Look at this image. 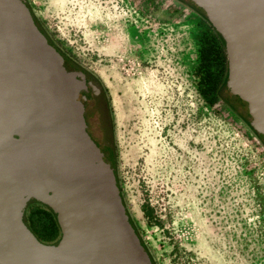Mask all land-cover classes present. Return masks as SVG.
<instances>
[{
  "label": "rangeland",
  "instance_id": "1",
  "mask_svg": "<svg viewBox=\"0 0 264 264\" xmlns=\"http://www.w3.org/2000/svg\"><path fill=\"white\" fill-rule=\"evenodd\" d=\"M26 2L105 96L116 181L154 264H264V145L241 109L201 97L200 50L224 56L207 17L188 0H153L172 18L141 0Z\"/></svg>",
  "mask_w": 264,
  "mask_h": 264
},
{
  "label": "water",
  "instance_id": "2",
  "mask_svg": "<svg viewBox=\"0 0 264 264\" xmlns=\"http://www.w3.org/2000/svg\"><path fill=\"white\" fill-rule=\"evenodd\" d=\"M188 1L221 38L225 88L264 141V0ZM88 95L86 78L26 0H0V264H153L124 207L107 143L100 150L85 131ZM30 203L54 215L55 244L23 224Z\"/></svg>",
  "mask_w": 264,
  "mask_h": 264
},
{
  "label": "trees",
  "instance_id": "3",
  "mask_svg": "<svg viewBox=\"0 0 264 264\" xmlns=\"http://www.w3.org/2000/svg\"><path fill=\"white\" fill-rule=\"evenodd\" d=\"M192 8L194 11H196L194 7ZM161 13L165 18H172L178 16L180 11L175 8H166L162 9ZM215 35L223 46V42L219 35L216 32ZM199 58L202 72L199 79V83H201L202 86L200 94L203 98V101L209 105H212L213 99L220 100L224 106L234 111V109L237 107H234L230 104L228 105L225 99L226 96L232 97L237 103L240 102L235 97L231 96L225 88V54L221 57L214 44L210 42L209 44L203 46V48L200 50ZM246 118L249 120L248 116ZM244 122L246 123L245 120ZM255 136L264 145V141L260 138V136L257 134ZM37 205L38 207L32 208L27 212L25 223L27 229L29 228L28 230L39 242L46 243L59 235L58 228L54 219V215L50 212V210L42 205ZM141 213L147 221V224H150L148 222V212L146 210H142L141 208ZM152 263L154 264L153 261Z\"/></svg>",
  "mask_w": 264,
  "mask_h": 264
},
{
  "label": "flooded vegetation",
  "instance_id": "4",
  "mask_svg": "<svg viewBox=\"0 0 264 264\" xmlns=\"http://www.w3.org/2000/svg\"><path fill=\"white\" fill-rule=\"evenodd\" d=\"M141 2L145 5L150 7V10L157 14H162V9L159 6L153 4V0H141ZM188 3L193 7V5L188 1ZM176 9V8H175ZM195 9V8H194ZM58 50V49H57ZM59 51V50H58ZM60 52V51H59ZM64 55L63 53H61ZM74 63V62H73ZM75 68L77 73L81 76L85 77L87 80V88L89 90L88 98L85 99L84 107H83V115H84V123H85V131L89 136L90 140L99 148L103 150V146L107 140H109L110 136L108 133V117H107V106L105 101V96L101 89H98V93L100 96V100L93 94L91 84L92 80L88 75L83 74V70L80 69L76 64ZM240 107L237 108L241 109L245 116L247 117L246 106L239 103ZM250 121V119H249ZM251 123V121H250ZM252 127L256 131V127L251 123ZM259 140V139H258ZM36 204V203H35ZM40 205V204H39ZM26 217L24 216V212L22 215L23 224L26 226L25 223ZM27 227V226H26ZM29 229V228H28ZM35 237V236H34ZM43 243V242H41Z\"/></svg>",
  "mask_w": 264,
  "mask_h": 264
}]
</instances>
